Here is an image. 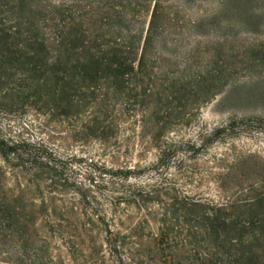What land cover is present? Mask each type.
<instances>
[{
    "label": "trees",
    "instance_id": "trees-1",
    "mask_svg": "<svg viewBox=\"0 0 264 264\" xmlns=\"http://www.w3.org/2000/svg\"><path fill=\"white\" fill-rule=\"evenodd\" d=\"M37 2L0 0V111H17L21 115L33 111L47 118L46 122L66 126L75 144L95 142L105 153L117 156L124 120L130 125L137 108L146 106L150 50L161 44L157 30L167 22L161 0H71L60 6ZM144 12L148 14L147 22L139 24ZM220 12L218 9L190 20L171 46L181 44L184 34L190 36L194 30L207 27ZM197 48L196 44L185 46L186 60L194 61L192 55ZM205 56V73L221 76L215 69L210 70L218 66V47ZM139 85L143 86L141 94ZM169 86L173 88L175 83ZM5 99L11 101L10 105L2 104ZM156 106L154 112L162 109L160 102ZM257 123L262 124V119ZM234 127L232 121L214 129L210 137H228ZM151 140L159 150L152 171L160 178L153 185L137 187L127 181L139 171L105 169L92 163L84 176L87 185H81L76 173L64 167L57 152L20 135H0V236H16L34 245L40 217L44 218V228L66 245L74 264H97L103 247L115 264H264L263 175L256 183L244 184L236 176L234 187L225 186L233 171H244L250 163L264 172V163H258L254 155L235 161L216 181L224 198L214 203L186 196L163 175L175 164L174 169L188 178L183 160L173 159L178 152L193 159L199 148L190 143H167L162 131H157ZM74 161L84 162L76 158ZM7 175L32 183L40 195L39 204L24 193L15 194L5 188L2 181ZM104 177L109 180L99 184ZM67 191L75 192L81 205L95 215L94 220L86 215L83 221L84 215L75 214L71 217L74 224L83 221L86 231L96 224L103 226V243L98 246L92 242L89 254L76 249L72 235L63 231L65 220L61 216L74 213V208L55 209L54 201L52 211L46 206L47 200H52L48 196ZM105 192L119 194L109 201L112 217L123 211L120 205L146 211L149 216L153 212L148 204L156 203L168 219H161L156 232L145 220L125 229L119 221L125 231L111 229L105 214L90 206L97 199L95 195L102 198ZM177 219L185 226L171 223ZM39 260L35 256L30 264H38ZM12 262L24 264L21 257ZM52 264L63 263L59 260Z\"/></svg>",
    "mask_w": 264,
    "mask_h": 264
},
{
    "label": "rangeland",
    "instance_id": "rangeland-1",
    "mask_svg": "<svg viewBox=\"0 0 264 264\" xmlns=\"http://www.w3.org/2000/svg\"><path fill=\"white\" fill-rule=\"evenodd\" d=\"M34 1L54 6L71 3V0ZM161 2L167 22L163 29L157 30L161 44L150 50L151 80L145 86L146 106L137 108L130 125L124 120V129L119 136L120 152L117 156L112 157L105 153L95 142L75 144L69 139L66 126L59 127L53 122H46L47 118L36 116L33 111L22 115L17 111H0V135H20L23 139L40 142L49 151L57 152L65 163L64 167L76 173V179L81 185H87L84 176L90 172L88 165L92 163L105 169L139 171L140 174L132 175L127 184L146 187L155 184L160 178L158 173L152 171L153 165L158 161L159 150L153 146L151 139L157 131H162L163 139L167 143H190L199 148L193 159H186L181 152L173 159V162L183 160L189 171L186 176L188 178L181 176L174 169L175 164H171L170 169L163 171L166 179L175 182L179 191L188 197L219 203L222 202L224 194L219 190L216 181H219L220 176H225L235 161L254 155L258 163H264V0ZM218 9L221 12L214 22L211 21L204 29L194 30L190 36L184 34L181 44L171 46L180 36L182 26ZM147 17V12H144L141 19H138L139 24H145ZM187 44L198 45L197 52L192 55L193 62L186 60L184 48ZM216 46L220 54L218 66L211 67L210 70L215 69L221 76L214 72L205 73V55ZM172 83H175L173 88L169 86ZM137 90L141 94L143 86L139 85ZM159 102L162 109L154 112V107H158L156 105ZM10 103V100L5 99L2 104ZM258 119H262V124L257 123ZM232 121L235 127L230 136L222 139L210 137L214 129L226 126ZM74 157L84 162L77 164ZM260 175L264 177V172L248 163L246 170L233 171L225 186L234 187L236 176L244 181L243 184L248 181L256 183ZM105 180L109 178H100L98 183L105 184ZM2 185L15 194L24 193L34 199L36 205L39 204L40 195L32 183L7 175ZM105 193L102 198L95 195L97 199L90 206L105 214L111 229L125 231V228L145 220L152 232H156L161 219H168V215L164 216V210L156 203L148 204V209L153 212L149 216L146 211L120 205L124 208L123 211L112 217L109 201L111 197L119 194ZM48 197L52 198L46 204L50 211L55 208L53 201L56 203L55 209L74 208V213L62 215L61 218L65 220L63 231L72 235L76 249L85 255L89 254L92 242L102 245L103 226L96 224L93 228L90 227V231H86L83 226L85 216L88 215L94 220L95 215H90V208L81 205L75 192H59ZM56 214L60 215L59 212ZM75 214L84 215L83 221L74 224L71 217ZM43 219L38 217L36 221L34 235L37 238L34 245L31 242L25 244L16 236L13 239L0 236V261L13 264L12 261L21 257L24 264H30V259L37 256L40 259L38 264H52L59 260L63 264H74L62 240L44 228ZM119 221L124 229L120 228ZM171 223L185 226L181 219L171 220ZM104 250L105 247L101 255L97 256V264H115Z\"/></svg>",
    "mask_w": 264,
    "mask_h": 264
}]
</instances>
